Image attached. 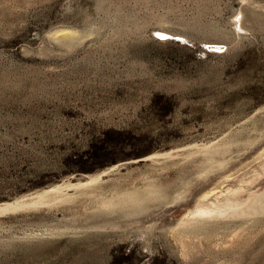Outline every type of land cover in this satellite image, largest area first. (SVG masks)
<instances>
[{
  "label": "rangeland",
  "instance_id": "obj_1",
  "mask_svg": "<svg viewBox=\"0 0 264 264\" xmlns=\"http://www.w3.org/2000/svg\"><path fill=\"white\" fill-rule=\"evenodd\" d=\"M50 190L0 264H264V0H0V205Z\"/></svg>",
  "mask_w": 264,
  "mask_h": 264
},
{
  "label": "bare ground",
  "instance_id": "obj_2",
  "mask_svg": "<svg viewBox=\"0 0 264 264\" xmlns=\"http://www.w3.org/2000/svg\"><path fill=\"white\" fill-rule=\"evenodd\" d=\"M217 45H219V44H217ZM167 154H169V153H167ZM109 172H110V169L105 170V171L99 173L96 176L90 177L86 182L79 183L78 185L80 187L89 186L90 184L101 180L102 177L107 175ZM61 189H62V187L59 186L57 188H54L52 191H57V190H61ZM250 190L251 189H249V192H251ZM49 192H51V190L40 194L38 197H36V199L17 200V201H15L13 203H6V204H3V205H0V215H8V214H11V213H16L18 211H23L25 209H28L30 207H33V206H36V205H39V204H44V203H46V200L48 198ZM223 213L226 214V215H232V216H236V217L245 218L247 220L250 217H255V216H257V215H259L261 213H264V192H262L259 195L253 196L249 201H247V203H243V204L239 203V200L229 199V201H227L225 203V207H224Z\"/></svg>",
  "mask_w": 264,
  "mask_h": 264
}]
</instances>
